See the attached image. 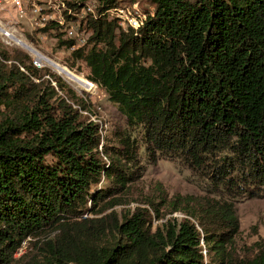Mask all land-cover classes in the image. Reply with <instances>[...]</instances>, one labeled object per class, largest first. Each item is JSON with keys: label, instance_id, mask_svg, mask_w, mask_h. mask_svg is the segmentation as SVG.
I'll list each match as a JSON object with an SVG mask.
<instances>
[{"label": "trees", "instance_id": "16d2710c", "mask_svg": "<svg viewBox=\"0 0 264 264\" xmlns=\"http://www.w3.org/2000/svg\"><path fill=\"white\" fill-rule=\"evenodd\" d=\"M143 1L152 10L137 29L111 15L120 0H95L81 19L87 0L63 11L88 33L63 65L85 69L125 118L116 146L80 120L59 78L0 49V264H264V247L237 262L227 252L238 221L226 203L183 211L161 199L108 212L141 178L142 157L264 195V0ZM29 34L74 45L56 22ZM164 204L184 217L154 225Z\"/></svg>", "mask_w": 264, "mask_h": 264}, {"label": "rangeland", "instance_id": "374dc122", "mask_svg": "<svg viewBox=\"0 0 264 264\" xmlns=\"http://www.w3.org/2000/svg\"><path fill=\"white\" fill-rule=\"evenodd\" d=\"M120 2L123 5V7L119 8L121 13L118 12L116 15L112 12L113 14L111 13V15L120 17V25L124 28L127 25L134 26L136 19L141 20L144 18L145 12L152 10L143 0H137V2H134V0H120ZM95 6L94 0L93 10ZM13 17L14 13L11 10L0 12V27L21 39L30 47H33L34 50L44 57L49 64L42 62L44 66L42 69L46 70L50 77L54 75L60 79L64 87L62 93L60 92L59 94H63L66 97V101L72 104L75 109H78L81 115L80 120L92 121L98 124L101 143L105 142L116 146L118 133L126 130L125 118L118 112L116 106L108 101L100 87L85 78L87 77L85 69L81 68V72L77 73L63 65L72 50L67 51L66 49L58 48L56 39L51 37V35H40L39 38L34 35L33 37L37 40L31 41L28 35L34 30L32 22L27 23L21 20L22 24L13 19ZM83 36L88 37V33L84 32ZM6 42L5 36L0 34V49L4 47L8 50H18L25 53L19 47L17 48L15 45L9 46ZM53 62L60 66L61 69L80 76L84 84L80 85L62 73V71L53 67ZM27 64L29 63L27 62ZM52 85L55 86L54 81ZM71 92L74 93V97H72ZM79 98L84 102L85 109L79 108ZM142 161L141 178L131 184L127 194L120 199V204L108 210V212L115 210L119 213H126L135 210L137 207L149 209L146 204L147 201H153L157 204L161 199H166L167 204H172L177 199L181 202L183 211L191 210V207L198 209V206L226 203L233 206L238 221V231L233 240L226 245V250L231 253L233 261L237 262L235 259L241 260L246 256L253 257L260 247H264V195H261L259 190H255L260 194H258L259 196L248 199L241 195H236V192L226 190L220 183L216 185L209 179L186 170L179 163L161 159L152 162L147 159L145 163L143 157ZM100 184L97 185L98 188L107 183L102 181ZM167 204L157 206L161 212L160 214H164V216L159 221L153 220L154 225L163 223L172 217L177 219L184 217L182 211L170 214L171 206H167ZM34 241L36 240H26L13 255L14 259H20V257L30 251L32 248L31 244ZM228 261L229 259H226V262Z\"/></svg>", "mask_w": 264, "mask_h": 264}, {"label": "built area", "instance_id": "2783aa9c", "mask_svg": "<svg viewBox=\"0 0 264 264\" xmlns=\"http://www.w3.org/2000/svg\"><path fill=\"white\" fill-rule=\"evenodd\" d=\"M66 1L68 0H0V12L11 10L14 13L13 19H16L18 22H21V20L27 23L32 22L33 29L42 28L50 22L58 23L63 26L65 38L74 41V45L71 47V50H75L85 44L87 37L83 36L85 31L79 29V21L67 22L63 16L64 10H67L68 15L72 14L71 10L66 7ZM93 2L92 0H87L83 10L75 16L81 19L87 13L94 14V10L92 9ZM120 11L121 10L117 9L115 11H111L110 13L114 12L117 15L118 12L121 13ZM117 18L120 19V17ZM142 19H136L137 21L135 25L129 26L137 29L141 24ZM0 34L4 35L7 39V45H15L17 48L19 47V49L25 51V53L31 58V63L34 67H44L42 62L47 61L43 58V56L41 58V56L33 50V47H30L24 41L5 31L1 27Z\"/></svg>", "mask_w": 264, "mask_h": 264}, {"label": "bare ground", "instance_id": "6f19581e", "mask_svg": "<svg viewBox=\"0 0 264 264\" xmlns=\"http://www.w3.org/2000/svg\"><path fill=\"white\" fill-rule=\"evenodd\" d=\"M33 50H34V49H33ZM35 51H36V50H35ZM36 52H37V51H36ZM37 53H38V52H37ZM38 54H39V53H38ZM39 55H40L41 58H42V55H41V54H39ZM43 58H44V57H43ZM52 65H53V67H55L56 69L62 71V73H64L65 75H67L69 78H71L72 80H74V81H76L77 83H79L80 85H83V84H84L80 76H76V75H74V74L68 72L67 70H63V69H61V67L58 66V65H57L56 63H54V62L52 63ZM60 71H58V72H60Z\"/></svg>", "mask_w": 264, "mask_h": 264}]
</instances>
